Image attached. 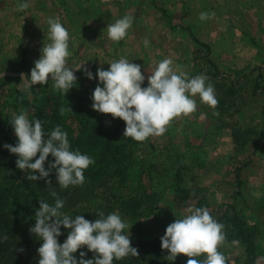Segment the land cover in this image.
I'll use <instances>...</instances> for the list:
<instances>
[{
    "label": "rangeland",
    "instance_id": "374dc122",
    "mask_svg": "<svg viewBox=\"0 0 264 264\" xmlns=\"http://www.w3.org/2000/svg\"><path fill=\"white\" fill-rule=\"evenodd\" d=\"M89 2L80 0V13L88 19L80 23L66 18L70 8L63 6L61 0L53 1L52 15L60 18L71 37L69 66L83 61L82 64L95 74L97 67L107 69V63L123 56L141 65L147 85L149 72L157 62L168 57L173 66L179 65L189 77L206 75L218 101L212 107L201 103L197 95L194 112L174 118L162 135L152 136L155 149L147 143L138 151L144 163V183L150 193L156 194V202L145 209L140 222L142 236L163 234L169 223L186 215L189 206L198 207L200 200L207 201L212 209L231 203L236 191L235 170L247 163L242 171L247 207L241 200L239 202L248 223L259 232V248L264 251V137L256 149L253 147L254 140L264 130V0H229L221 6L225 14L228 13L222 21V9H214L218 6L216 2H195L190 14L191 8L186 1L180 4L158 0V12L168 25L166 31L173 35L151 36L147 48L143 45L144 39L114 42L97 38L95 17H90V6H86ZM211 7L215 15L201 21L199 14ZM71 14L72 11L69 18ZM212 19L217 23L213 24ZM173 24H183L189 29H172ZM47 31L44 11L38 12L32 6L18 11L17 0H0V72L3 71L0 111H13L11 93L22 90L17 86L20 73H29L34 66L44 39L47 42ZM192 34L211 46L210 58L230 80L213 75L215 69L203 58L207 50L195 42ZM74 74L76 86L66 93L71 102L80 98L84 91L92 93L97 83V79L89 80L81 71ZM257 80L260 86L255 90ZM37 86H40L38 95L54 89L50 77L43 87L39 84L34 87ZM231 87L235 95L229 94ZM91 93L84 95L91 98ZM20 110L27 111L28 115L31 113L30 107ZM176 161L185 166V187L193 196L182 206L175 201L172 173ZM127 221L132 233L133 227ZM228 251L232 262L244 261L242 245H232Z\"/></svg>",
    "mask_w": 264,
    "mask_h": 264
},
{
    "label": "clouds",
    "instance_id": "9594fccd",
    "mask_svg": "<svg viewBox=\"0 0 264 264\" xmlns=\"http://www.w3.org/2000/svg\"><path fill=\"white\" fill-rule=\"evenodd\" d=\"M29 7L30 0H17L18 11ZM214 15V12L202 11L199 19L203 21ZM133 22V16L124 15L109 22L102 33L106 29L108 39L123 41ZM47 25V42L44 39L38 59L33 62L29 73H20L17 86L25 94H30L36 84L43 87L50 77L51 87L65 97L76 86L75 71H81L89 80L97 79L91 93L92 109L120 118L125 122L123 137L137 142L162 135L174 118L194 112L197 95L201 103L212 107L218 103L214 86L208 82L206 75L189 77L179 65L173 66L172 59L168 57L155 64L147 76L146 86H142L146 77L141 65L123 56L107 63V69L97 67L95 74L82 64L83 61L69 66L68 58L72 56V51L68 29L56 16L48 17ZM149 44V40L144 38V47H149ZM2 74L3 71L0 72ZM60 111L63 113L65 106ZM8 122L16 141L14 144L5 143L2 147L16 155L15 165L26 174V179H42L52 187L49 177L54 170L61 189L85 182L84 172L93 161L88 154L70 147L67 132L59 125L45 138L42 121L29 120L27 111L14 114ZM49 155L53 158L51 161L48 160ZM50 195L54 198L52 203L38 199L35 223L29 228V232L41 241L36 250L39 257L37 264H113L114 260L139 255L131 245L130 226L118 211L108 214L99 211L94 220H88L82 214L65 212V201L55 190ZM62 227L67 236L60 243L58 238L63 235ZM223 229V223L213 218L207 207L189 206L187 214L169 223L160 237L161 249H166L168 253L164 259L173 262L178 254H184L189 257L185 264H227L224 253L218 250L226 240ZM231 243L235 245L239 241L232 240ZM78 250L77 257L74 254ZM88 252L93 253L91 258H87Z\"/></svg>",
    "mask_w": 264,
    "mask_h": 264
},
{
    "label": "trees",
    "instance_id": "16d2710c",
    "mask_svg": "<svg viewBox=\"0 0 264 264\" xmlns=\"http://www.w3.org/2000/svg\"><path fill=\"white\" fill-rule=\"evenodd\" d=\"M162 11L166 14L165 10ZM178 27L189 29L183 24H173L171 28ZM192 37L197 44L207 50L203 58L215 69L213 75L230 80L210 58L211 46L193 34ZM142 86H146L145 81ZM255 86L257 90L260 86L259 80ZM39 87H33L30 94H25L23 90L12 91L13 111L11 113L3 109L0 111V237H7L0 239V264H37L39 257L36 250L41 241L29 232V228L35 223L34 212L39 207L38 199H46L52 203L54 200L50 195L52 190L64 199L65 212L82 214L86 219L94 220L99 211L105 214L118 211L122 218L129 220L133 227L130 233L131 245L137 249L139 255L114 260L113 264H185L189 257L184 254H178L173 262L164 259L168 254L166 249H161L160 237L164 233L155 237H145L140 232V222L145 209L156 202V194L150 193L144 183V163L138 156V151L147 143L155 149L151 141L152 136L143 142L123 137L125 122L120 118H113L111 114L93 110L91 98L84 95H89L90 91L82 92L80 98L71 102L67 94L64 97L56 89L38 95ZM228 92L235 95L236 91L231 87ZM62 106H65L63 113L60 111ZM26 107L31 108L29 120L42 121L45 138L56 125H59L61 130L67 132L70 147L91 157L93 163L85 170V182L82 185L61 189L57 185L53 170L49 177L52 187H49L42 179L37 181L26 179V174L16 167V155L9 153L2 146L5 143H15L16 137L8 120ZM263 137L264 130L253 142L255 149ZM52 159L49 155L48 160ZM245 165L235 170L236 191L231 203L224 205L223 208L212 209L207 201L200 200L198 207H207L212 217L223 223L226 240L218 250L224 253L227 264H264V251L260 250L258 243L259 232L248 223L243 214L244 207H247L243 197L242 179ZM45 167H48L47 161ZM184 169L185 166L176 161L172 173L175 201L180 206L193 199L190 189L185 187ZM240 200L244 207L240 206ZM61 231L63 235L58 238L60 243L67 236V231L63 227ZM232 240L239 241L237 244L245 249V259L242 263L232 262L228 257V250L234 245L231 243ZM19 249L23 251H18ZM79 251L74 255L78 257ZM92 255L93 253L88 252L87 258H91Z\"/></svg>",
    "mask_w": 264,
    "mask_h": 264
},
{
    "label": "crops",
    "instance_id": "0c3cea01",
    "mask_svg": "<svg viewBox=\"0 0 264 264\" xmlns=\"http://www.w3.org/2000/svg\"><path fill=\"white\" fill-rule=\"evenodd\" d=\"M54 0H30V6L38 12L43 13L45 18L47 19L52 14ZM63 2V6L65 5L67 9L70 10L66 13V18L69 20L74 19L75 22H85L88 19H85L83 13H80L79 5L80 0H61ZM87 1V0H85ZM90 2L86 4V6H90V14L95 17L96 22V34L97 38L102 40L109 41L106 33V29L104 33L102 30L107 26L109 22H114L116 19L124 16L131 15L134 17V22L131 28L128 31V35L124 38L123 41L134 40V39H144L150 38L154 36L155 38H163L165 34H169V37L173 35V32H167V24L163 20V17L160 15V11L157 9V1L158 0H89ZM165 2V0H162ZM174 3L178 1V3L183 4L184 1L192 7L195 2L200 4L205 3H214L216 6L214 9H222L221 13V21L224 20L223 16L227 17L228 13L225 14V10L223 7V3L229 0H173ZM253 0H251L252 2ZM76 3V4H75ZM185 4V3H184ZM207 5V4H206ZM205 5V6H206ZM72 11L71 18L69 12ZM159 11V12H158ZM208 12H212L213 8H209ZM48 13V15H46ZM189 13L192 14V8L189 10ZM163 14V13H162ZM218 15V14H217ZM88 17V16H87ZM216 19V18H213ZM211 20L213 24L214 20ZM152 38V37H151ZM206 38L211 39L212 37L206 36ZM122 57V56H121Z\"/></svg>",
    "mask_w": 264,
    "mask_h": 264
}]
</instances>
